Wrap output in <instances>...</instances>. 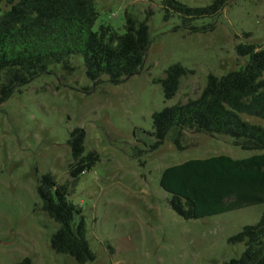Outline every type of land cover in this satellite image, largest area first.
I'll use <instances>...</instances> for the list:
<instances>
[{"label": "rangeland", "instance_id": "rangeland-1", "mask_svg": "<svg viewBox=\"0 0 264 264\" xmlns=\"http://www.w3.org/2000/svg\"><path fill=\"white\" fill-rule=\"evenodd\" d=\"M162 1L94 0V30L110 24L123 32L126 11L138 19L149 12L150 44L138 72L118 84L105 76L94 83L81 57L74 56L67 65L51 64L0 104V264L24 257L31 264H222L242 252V243L227 239L257 222L264 202L184 219L170 207L159 179L166 166L188 159L242 158L260 150L242 149L228 135L191 130L182 133L184 149L175 146L172 134L151 149L152 114L198 96L209 73L220 76L242 65L247 58L237 55L239 42L264 47V0H230L220 14L203 19L215 24L206 32L176 27V15L165 20ZM178 1L203 6L213 0ZM173 63L188 72L165 99L156 80ZM75 127L85 132L84 153L94 150L98 160L73 180L67 140ZM45 173L67 185L68 198L81 211L76 219L83 216L93 260L78 263L50 248L58 224L41 209L37 186Z\"/></svg>", "mask_w": 264, "mask_h": 264}, {"label": "trees", "instance_id": "trees-1", "mask_svg": "<svg viewBox=\"0 0 264 264\" xmlns=\"http://www.w3.org/2000/svg\"><path fill=\"white\" fill-rule=\"evenodd\" d=\"M230 0H213L203 6H189L178 0H163V17L176 15L189 32L212 30L215 17ZM0 104L14 91L45 72L51 64L67 65L71 57L82 59L84 73L94 83L105 76L118 84L138 72L150 44L147 20L126 11L124 31L110 24L93 25L98 17L94 0H0ZM249 35V33H245ZM237 55L245 62L236 69L216 76L207 75L206 84L195 98L164 106L152 114V132L157 148L172 134L179 149L184 130L210 136L228 135L233 144L246 150H260L247 157L226 154L192 158L166 166L159 185L169 194L172 210L184 219H197L244 205L264 202V47L255 42H239ZM180 63L169 65L158 78L165 99L178 89L186 74ZM243 115L257 117L254 123ZM85 132L73 128L67 140L73 180L98 160V153H84ZM37 192L41 209L57 224L50 248L68 254L76 262L94 259L83 216L68 198L66 184H59L51 173L41 175ZM230 243H242V252L222 264H264V209L257 222L245 224L228 237ZM14 264H31L24 257Z\"/></svg>", "mask_w": 264, "mask_h": 264}]
</instances>
